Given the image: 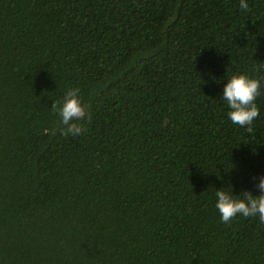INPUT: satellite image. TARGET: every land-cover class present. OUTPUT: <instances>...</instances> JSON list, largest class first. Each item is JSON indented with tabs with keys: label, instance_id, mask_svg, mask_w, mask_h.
<instances>
[{
	"label": "trees",
	"instance_id": "obj_1",
	"mask_svg": "<svg viewBox=\"0 0 264 264\" xmlns=\"http://www.w3.org/2000/svg\"><path fill=\"white\" fill-rule=\"evenodd\" d=\"M245 2L0 0V264H264V224L216 208L264 175V0ZM235 74L260 81L251 132ZM75 88L90 119L65 136L51 105Z\"/></svg>",
	"mask_w": 264,
	"mask_h": 264
},
{
	"label": "clouds",
	"instance_id": "obj_2",
	"mask_svg": "<svg viewBox=\"0 0 264 264\" xmlns=\"http://www.w3.org/2000/svg\"><path fill=\"white\" fill-rule=\"evenodd\" d=\"M240 8L247 11L249 5L245 0H240ZM260 87L258 79L244 74H235L228 79L223 89L222 98L229 107L228 118L233 124L244 127L249 132L252 130L253 121L260 115V110L255 103L260 95ZM78 93V88L69 89L61 101L53 102L51 105L52 111L60 118L59 123L65 126L61 129V133L65 136L80 135L85 129L75 121L84 120L86 117L90 119ZM255 187L259 190L258 195H253L251 191H244L243 198H233V195L223 189L216 191V208L222 222L229 223L237 215H242L258 217L259 222L264 224V175L259 177Z\"/></svg>",
	"mask_w": 264,
	"mask_h": 264
}]
</instances>
